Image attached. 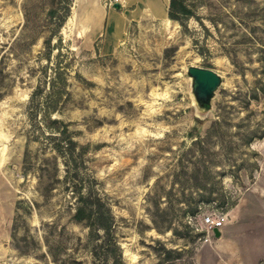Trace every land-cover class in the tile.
<instances>
[{"label": "rangeland", "instance_id": "374dc122", "mask_svg": "<svg viewBox=\"0 0 264 264\" xmlns=\"http://www.w3.org/2000/svg\"><path fill=\"white\" fill-rule=\"evenodd\" d=\"M183 1L111 38L135 1L0 0V264H264V0ZM189 65L220 74L209 99Z\"/></svg>", "mask_w": 264, "mask_h": 264}, {"label": "trees", "instance_id": "16d2710c", "mask_svg": "<svg viewBox=\"0 0 264 264\" xmlns=\"http://www.w3.org/2000/svg\"><path fill=\"white\" fill-rule=\"evenodd\" d=\"M190 14L191 9L185 4L183 0H169V18L176 19L181 22L180 18H186ZM61 73L62 72L58 71V75L56 74V77L54 78L55 80L50 83V90L46 95V118L52 125L60 122V120L56 117H51V112H55L58 110L59 99L61 98L65 90L64 85L66 83V80L61 75ZM59 82L61 83V85L59 84ZM33 94H35V92H33ZM70 143L74 144V141L70 140ZM80 197L82 203L76 208L74 217L77 220H82L84 218L88 219L90 225H93V227L96 229H101L105 233L106 239H108L112 226V215L109 211V208L98 195H94L93 197L81 195ZM234 204L235 201L232 200L227 205L232 206ZM228 206L225 207V209H227Z\"/></svg>", "mask_w": 264, "mask_h": 264}, {"label": "water", "instance_id": "95a60500", "mask_svg": "<svg viewBox=\"0 0 264 264\" xmlns=\"http://www.w3.org/2000/svg\"><path fill=\"white\" fill-rule=\"evenodd\" d=\"M113 4L115 7H120L119 1H114ZM187 72L191 77L192 89L200 100L209 99L221 81L220 74L208 67L189 65ZM213 232L216 236L220 235L218 228H213Z\"/></svg>", "mask_w": 264, "mask_h": 264}, {"label": "bare ground", "instance_id": "6f19581e", "mask_svg": "<svg viewBox=\"0 0 264 264\" xmlns=\"http://www.w3.org/2000/svg\"><path fill=\"white\" fill-rule=\"evenodd\" d=\"M135 1L137 5L136 12L129 11L123 15H117L113 14L109 19V28H110V34L109 36L112 38L113 35L119 34L126 22V19L128 17H137V12H139V15L142 12H148L150 14H153L157 17H161L165 19L166 21L170 20L168 17H166V3L163 5L162 3L158 2V0H130ZM147 13V14H148ZM144 14V13H143ZM138 15V17H139Z\"/></svg>", "mask_w": 264, "mask_h": 264}, {"label": "built area", "instance_id": "2783aa9c", "mask_svg": "<svg viewBox=\"0 0 264 264\" xmlns=\"http://www.w3.org/2000/svg\"><path fill=\"white\" fill-rule=\"evenodd\" d=\"M203 221L210 227V229L213 230V228H222L224 221H225V216H219V215H215L213 216V214H206L203 217Z\"/></svg>", "mask_w": 264, "mask_h": 264}, {"label": "crops", "instance_id": "0c3cea01", "mask_svg": "<svg viewBox=\"0 0 264 264\" xmlns=\"http://www.w3.org/2000/svg\"><path fill=\"white\" fill-rule=\"evenodd\" d=\"M203 264H206V263L203 262ZM208 264H221V263H220V261L216 257H214L213 258V261L212 262H209Z\"/></svg>", "mask_w": 264, "mask_h": 264}]
</instances>
